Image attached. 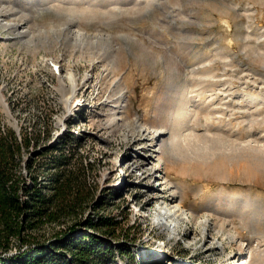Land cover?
<instances>
[{
  "label": "rangeland",
  "instance_id": "obj_1",
  "mask_svg": "<svg viewBox=\"0 0 264 264\" xmlns=\"http://www.w3.org/2000/svg\"><path fill=\"white\" fill-rule=\"evenodd\" d=\"M109 1L0 0V124L74 136L81 219L115 217L101 240L127 247L111 264H264V0ZM51 62L79 78L67 105ZM170 194L189 212L174 234L155 223Z\"/></svg>",
  "mask_w": 264,
  "mask_h": 264
},
{
  "label": "trees",
  "instance_id": "obj_2",
  "mask_svg": "<svg viewBox=\"0 0 264 264\" xmlns=\"http://www.w3.org/2000/svg\"><path fill=\"white\" fill-rule=\"evenodd\" d=\"M21 126L16 130L0 124V264L116 262V253H126L125 242L112 246L101 239L105 233L115 235L118 220L81 219L94 196L87 183L92 165L75 149H65L63 143L74 136L67 132L49 143L50 130ZM41 140L44 147L33 151ZM71 221L92 232L75 234ZM63 224L68 231H54L50 239L38 235L45 227ZM124 232L129 237L131 230ZM14 246L15 253L8 256Z\"/></svg>",
  "mask_w": 264,
  "mask_h": 264
},
{
  "label": "bare ground",
  "instance_id": "obj_3",
  "mask_svg": "<svg viewBox=\"0 0 264 264\" xmlns=\"http://www.w3.org/2000/svg\"><path fill=\"white\" fill-rule=\"evenodd\" d=\"M34 1L38 4H41V3L47 2L48 0H34ZM102 1H106V3H107V1H109V0H102ZM80 37H83V35L80 34ZM56 72L60 73V72H58V70ZM59 77H60L59 78L60 88H62L66 92L64 102L67 105L71 101V99L76 96L77 92L80 89L79 78H78L76 72L71 68H67L63 75L60 73ZM86 81L87 80H84L85 83H86ZM160 134H161V132L156 133L154 136H157ZM214 145H215V143H214ZM209 148H211V147H209ZM199 149H201V148H199ZM195 155H197V154H195ZM157 168L158 167L156 166L154 168L153 173L151 174V177H155L156 180L159 178L158 177L159 170ZM188 215H189V212L185 209V207L181 203V201L177 200L175 198V195L170 194L168 197L162 196L161 201L159 202V208H158L157 212L155 213V223L159 227H161L163 230L170 232V234H174L177 227H179L180 222H183L184 220L188 219V217H189ZM200 219H201L200 223L203 224V230L206 231V229L210 226V220L206 216H201ZM243 251L244 250H242L241 253H243ZM153 254L154 255L151 256L153 259L152 258L150 259V261L152 260L151 261L152 263H153V261L163 260L162 258H160V254L158 251H155ZM144 257H145V259H148L149 255L147 254L145 256V254H144ZM243 259H244V257L242 258V261L240 264H246V260L243 261Z\"/></svg>",
  "mask_w": 264,
  "mask_h": 264
},
{
  "label": "water",
  "instance_id": "obj_4",
  "mask_svg": "<svg viewBox=\"0 0 264 264\" xmlns=\"http://www.w3.org/2000/svg\"><path fill=\"white\" fill-rule=\"evenodd\" d=\"M14 127H16V124H12Z\"/></svg>",
  "mask_w": 264,
  "mask_h": 264
}]
</instances>
